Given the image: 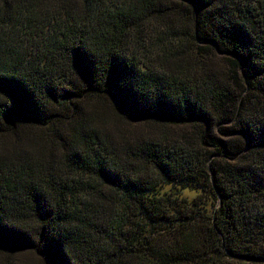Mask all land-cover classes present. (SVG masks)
I'll list each match as a JSON object with an SVG mask.
<instances>
[{"label":"trees","instance_id":"obj_1","mask_svg":"<svg viewBox=\"0 0 264 264\" xmlns=\"http://www.w3.org/2000/svg\"><path fill=\"white\" fill-rule=\"evenodd\" d=\"M0 264H264V0H0Z\"/></svg>","mask_w":264,"mask_h":264},{"label":"rangeland","instance_id":"obj_2","mask_svg":"<svg viewBox=\"0 0 264 264\" xmlns=\"http://www.w3.org/2000/svg\"><path fill=\"white\" fill-rule=\"evenodd\" d=\"M187 195H188L190 198L194 196V194H192V193H189V194H187Z\"/></svg>","mask_w":264,"mask_h":264}]
</instances>
